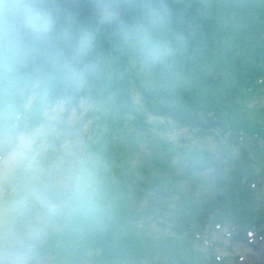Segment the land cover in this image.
I'll return each instance as SVG.
<instances>
[{"label":"trees","instance_id":"obj_1","mask_svg":"<svg viewBox=\"0 0 264 264\" xmlns=\"http://www.w3.org/2000/svg\"><path fill=\"white\" fill-rule=\"evenodd\" d=\"M44 6L55 31L23 52L25 72L42 85L32 119L39 127L47 108L64 103L59 135L47 138L52 149L82 136L91 120L93 134L82 136L80 155L92 162L75 209L55 205L57 213L42 215L29 204L26 217L15 221L20 233L32 232L19 251L26 263L218 264L197 247L195 238L205 243L202 232L226 229L233 240L248 238L247 231L264 235L258 192L264 104L254 103L264 88V0H45ZM88 103L72 124L70 115ZM174 130L199 141L224 138L230 150L222 159L190 141L177 145L166 136ZM55 156L40 158L45 170ZM184 156L192 165L180 162ZM47 171L44 184L55 174ZM221 191L230 196L227 206L215 200ZM235 226L242 231L233 235Z\"/></svg>","mask_w":264,"mask_h":264},{"label":"clouds","instance_id":"obj_2","mask_svg":"<svg viewBox=\"0 0 264 264\" xmlns=\"http://www.w3.org/2000/svg\"><path fill=\"white\" fill-rule=\"evenodd\" d=\"M45 0H0V169L9 174L23 171L31 183L26 195H16L7 209L13 223L6 229L9 247L15 252L32 239V232L20 233L15 221L26 217L29 204L38 205L42 215L59 211L55 205L75 209L85 193L84 176L70 170L39 180L36 156L46 135L32 117L43 97L41 82L25 72L29 63L24 51H35L49 41L55 29Z\"/></svg>","mask_w":264,"mask_h":264},{"label":"rangeland","instance_id":"obj_3","mask_svg":"<svg viewBox=\"0 0 264 264\" xmlns=\"http://www.w3.org/2000/svg\"><path fill=\"white\" fill-rule=\"evenodd\" d=\"M142 74L148 80H153L152 74L150 70L142 71ZM257 105L264 104V88L260 90V94L255 100ZM91 104H85L81 106V113H77L74 111L69 118V121L72 124H75V121L84 117L85 114L90 110ZM65 115L64 112V103L59 104L58 106L47 108L45 110V120L44 122L37 128H43L45 130V137L42 141V147L39 153L36 156V163L34 165L35 168L39 169L38 176L39 180L42 179V175L44 173L45 168L40 164V158L44 157L48 152L55 156L52 166H49L50 169L47 171L49 174L54 172L52 176L59 175L60 173L76 170L81 173H88L86 171L87 164L92 162V159L87 156L84 157L80 154L84 151V140L86 136H91L93 123L91 120L86 122L84 126L83 135L75 136V138H67L61 148H51L49 141L47 138L53 135H59L57 133V122L63 118ZM95 132V129H93ZM172 142H175L177 145L184 143H189L193 146H198L200 148L211 149L215 152L218 157H222L223 152L229 151V147L226 145V141L224 138L217 139L214 136H208L207 140L199 141L198 139H193L189 133L186 131L174 130L173 132L166 135ZM142 153H147L144 146L139 151ZM238 155V149L235 150ZM130 153V152H128ZM130 153L129 156H131ZM139 155V153H138ZM60 157V161L58 158ZM185 157V156H184ZM187 157V156H186ZM179 158L177 160L179 161ZM189 158V157H188ZM75 159L73 162L72 160ZM190 159V158H189ZM222 159H224L222 157ZM137 160V154L133 157L132 161L135 162ZM191 160V159H190ZM192 165V163H191ZM77 166V167H76ZM22 172V171H21ZM17 172L15 174H9L3 169H0V264H16L19 260L22 264H27L29 261L27 258H22L19 254L20 247H18L14 253H9L7 247H9L10 239L6 235V229L11 225L12 219L8 216L7 209L9 207L10 202L16 195H26V192L23 191L27 188L26 182H28V175L24 172ZM209 174H205L207 176ZM23 188L20 189L18 185L22 180ZM30 182V181H29ZM87 183V180H84ZM21 186V185H20ZM29 188V184H28ZM27 191V190H26ZM260 200L264 203V184L259 185L258 188ZM236 228V229H235ZM240 228L234 227L233 235L237 234ZM242 231V229H240ZM246 235L248 238L243 240H233L231 236H229L226 232V229L216 230L209 229L205 232L201 233V236L204 237L205 243L195 238V242L198 248L202 250V252L207 255V257L213 262H217L219 264L220 261L226 262L228 264H264V235L256 234L253 232L247 231ZM8 238V239H6ZM2 242H4L2 244ZM212 250L216 253V255L220 258L212 259L210 252ZM24 254V253H23ZM24 259V261L22 260ZM49 262V261H48ZM37 263V264H49V263Z\"/></svg>","mask_w":264,"mask_h":264},{"label":"water","instance_id":"obj_4","mask_svg":"<svg viewBox=\"0 0 264 264\" xmlns=\"http://www.w3.org/2000/svg\"><path fill=\"white\" fill-rule=\"evenodd\" d=\"M180 162H182V164L184 165H191V163H193V161H191L188 157H182L180 159ZM215 200L217 203H219V205L221 206H227L230 200V196L225 193V192H215Z\"/></svg>","mask_w":264,"mask_h":264}]
</instances>
